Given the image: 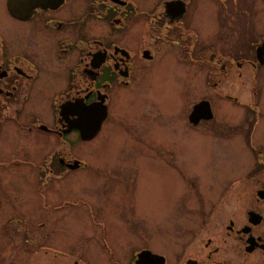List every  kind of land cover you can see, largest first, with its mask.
<instances>
[{
	"label": "flooded vegetation",
	"instance_id": "1",
	"mask_svg": "<svg viewBox=\"0 0 264 264\" xmlns=\"http://www.w3.org/2000/svg\"><path fill=\"white\" fill-rule=\"evenodd\" d=\"M252 1L255 3L157 0L149 5L146 0H33L32 3L13 0L11 11L8 0H0V10L10 20L31 24L11 37L22 39L16 43L0 30V134L4 129L10 131V124L18 126L14 150L21 152L18 156L0 153V208L3 201H31L21 196L24 187H19V191L15 188L16 183L21 184L20 169L25 166L36 181L29 180V187L43 200L38 206L29 204L23 208L27 213L22 214L16 213L17 207L12 205L11 216L17 222H29L31 218L29 231H37L38 239L47 237V221L41 220V215L47 213L48 201H86L58 200L60 186L55 189L53 185L55 182L61 185L66 177L88 167L82 156L75 154L77 149L70 138L74 136L80 143L90 142L106 122L128 130L119 121L125 122L127 118L126 124L130 126L132 115L123 117L128 111L125 110L118 116L117 111L125 105L131 107L136 99L134 92L143 86H149L152 91L153 81L145 73V66L156 60L161 47H177L192 68L203 71L208 87L212 75L218 78L212 84L220 82L225 103L231 101L238 108L240 118L236 125L241 154L235 164L236 174L225 182L217 199L198 198L182 206L192 223L177 229L183 240L178 237L170 264H264V0ZM191 4L207 10L212 6L214 11L219 7L222 38L215 44L199 38L197 27L185 21ZM153 23L156 28L163 27L165 33L158 32L156 39H146L147 26ZM229 23H233V29ZM136 25L141 26L140 40L128 44L126 34ZM212 69L218 70L216 75ZM235 88L236 95H231ZM46 90L52 92L46 99L49 122L28 111L32 104L40 103V94ZM202 101L209 103L212 117L192 124L190 114L187 115L188 123L194 128L215 122L212 103ZM102 105L106 118L100 130L91 140H83L78 128L82 111L93 106L100 113ZM99 113L95 111L96 116ZM33 130L59 141L39 162L26 154L28 149L20 139L22 131ZM2 175L13 184V189L2 183ZM51 194L53 200L48 199ZM91 210L88 211L90 225L101 229L102 223ZM102 243L109 251L110 264H134L143 251L163 254L154 252L152 246H134V256L130 259L116 256L104 237ZM127 249L131 246L119 248L118 253ZM165 260L164 264H168L166 257ZM71 264L83 263L76 258Z\"/></svg>",
	"mask_w": 264,
	"mask_h": 264
},
{
	"label": "rangeland",
	"instance_id": "2",
	"mask_svg": "<svg viewBox=\"0 0 264 264\" xmlns=\"http://www.w3.org/2000/svg\"><path fill=\"white\" fill-rule=\"evenodd\" d=\"M146 1L152 5L157 0ZM185 21L196 26L199 38L207 39L208 44H215L222 38L219 7L214 11L212 6L207 10L191 4ZM29 25L13 22L0 10V30L13 43L22 40L11 39L15 32L30 28ZM229 27L233 29V23H229ZM140 29L141 26L136 25L126 34L128 44L138 43ZM162 31L164 34L163 27L148 24L145 38L156 39V34ZM161 49L156 60L145 66V73L153 81L152 91L149 86H143L134 92L136 99L130 100L131 107L125 105L116 110L118 116L125 110L128 111L123 117L132 115L130 126L126 124L127 118L125 122L119 121L122 126H129L125 127L128 130L106 122L90 142L80 143L78 138H70L73 148L77 149H73L75 154H80L88 167L66 177L61 185L60 182L53 185L55 189L60 186L58 200L81 198L86 201H48V211L41 215V220L47 221V237L38 239L37 231H29L27 226L31 218L29 222H17L11 216L12 205L17 207L16 213L22 214L27 213L23 208L29 204L38 206L43 200L28 184L29 180L35 181L34 175L25 166L21 167V184L16 183L15 188L19 191V187H24L21 196L31 201L2 203L0 264H71L76 258L83 264H110L109 251L101 246L103 237L116 256L132 259L134 246H152L154 252L163 253L168 264L173 262L176 241L179 236L183 240L177 229L192 223L184 215L182 206L198 198L203 201L217 199L225 182L238 170L235 164L241 151L236 124L240 114L236 105L231 101L225 103L222 98L220 88L223 85L220 82L212 84L218 82V78L212 75L208 87L203 71L192 68L177 47ZM72 54H76L75 50ZM212 72L215 74L218 70L212 69ZM237 90L233 89L231 95H236ZM51 94L49 90L42 92L40 103L32 104L28 111L49 122L46 99ZM202 100L212 103L215 122L194 128L188 123L187 115L195 105L207 102ZM9 127L10 131L4 129L0 134V153L21 155L14 150L15 134L20 129L12 124ZM20 139L28 149L26 154L38 162L59 144L56 137H46L36 130L22 131ZM8 181L3 176L2 183L13 189ZM11 189L8 191L12 194ZM54 198L52 194L48 197ZM91 209L102 223L101 229L90 225L88 211ZM21 228L22 233L17 234ZM129 246L131 249L125 253L121 250L118 253L119 248ZM45 251L49 254L45 255Z\"/></svg>",
	"mask_w": 264,
	"mask_h": 264
},
{
	"label": "water",
	"instance_id": "3",
	"mask_svg": "<svg viewBox=\"0 0 264 264\" xmlns=\"http://www.w3.org/2000/svg\"><path fill=\"white\" fill-rule=\"evenodd\" d=\"M27 3H32L33 0H24ZM9 10L13 11V0H8ZM102 109L96 110L93 106L84 109L81 114V122L78 128L81 130V138L83 140L92 139L100 130L101 123L106 117L105 106ZM95 111L99 114H95ZM211 111L208 102H200L195 105L189 115V121L192 124H197L201 119L211 118ZM165 261L163 256L155 255L147 251H143L138 255L135 264H163Z\"/></svg>",
	"mask_w": 264,
	"mask_h": 264
}]
</instances>
